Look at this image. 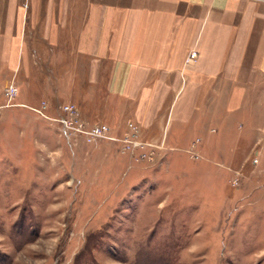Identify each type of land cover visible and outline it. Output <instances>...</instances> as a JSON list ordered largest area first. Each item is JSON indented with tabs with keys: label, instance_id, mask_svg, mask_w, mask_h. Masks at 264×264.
<instances>
[{
	"label": "rangeland",
	"instance_id": "rangeland-1",
	"mask_svg": "<svg viewBox=\"0 0 264 264\" xmlns=\"http://www.w3.org/2000/svg\"><path fill=\"white\" fill-rule=\"evenodd\" d=\"M27 49L0 72V264H264L263 96L146 119L69 47Z\"/></svg>",
	"mask_w": 264,
	"mask_h": 264
},
{
	"label": "crops",
	"instance_id": "crops-1",
	"mask_svg": "<svg viewBox=\"0 0 264 264\" xmlns=\"http://www.w3.org/2000/svg\"><path fill=\"white\" fill-rule=\"evenodd\" d=\"M31 45L40 55L69 47L73 62L89 64L85 77L109 79L146 119L177 92L179 102L229 95L234 111L264 97V0H0V72L27 60ZM190 47L198 57L183 66Z\"/></svg>",
	"mask_w": 264,
	"mask_h": 264
},
{
	"label": "built area",
	"instance_id": "built-area-1",
	"mask_svg": "<svg viewBox=\"0 0 264 264\" xmlns=\"http://www.w3.org/2000/svg\"><path fill=\"white\" fill-rule=\"evenodd\" d=\"M196 55V52L194 50L190 51L188 54H187V61L193 59ZM16 93V87L13 85V84H9L7 87H6V90H5V95L8 97V99L13 96L14 94ZM62 129L63 131L65 126H64V121L62 120Z\"/></svg>",
	"mask_w": 264,
	"mask_h": 264
},
{
	"label": "bare ground",
	"instance_id": "bare-ground-1",
	"mask_svg": "<svg viewBox=\"0 0 264 264\" xmlns=\"http://www.w3.org/2000/svg\"><path fill=\"white\" fill-rule=\"evenodd\" d=\"M67 135V134H66Z\"/></svg>",
	"mask_w": 264,
	"mask_h": 264
}]
</instances>
